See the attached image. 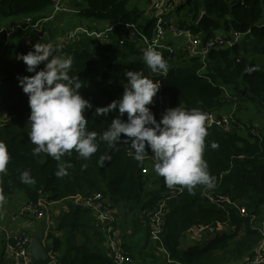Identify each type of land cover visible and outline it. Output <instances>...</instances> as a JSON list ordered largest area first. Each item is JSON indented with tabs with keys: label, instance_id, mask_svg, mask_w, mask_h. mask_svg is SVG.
<instances>
[{
	"label": "trees",
	"instance_id": "trees-1",
	"mask_svg": "<svg viewBox=\"0 0 264 264\" xmlns=\"http://www.w3.org/2000/svg\"><path fill=\"white\" fill-rule=\"evenodd\" d=\"M81 1L87 8L78 10L76 20L94 24L105 22L113 28L109 33L111 44H101L84 36L82 42L59 48L60 55L73 58L69 75L80 78V94L93 104V108L85 112L87 131L102 134L118 114L98 117L95 108L106 106L122 95L126 83L124 73L128 70L142 71L146 77L161 81V94L168 98L169 108L179 106L186 110L198 109L202 113L203 110L212 112L223 106L221 86H225L243 103H251L260 113L262 122L250 118L244 125L238 120L241 132L232 133L216 125L206 127L208 136L203 158L210 176L215 178L214 186L197 185L192 192L180 185L167 187L164 178L158 176L150 164L151 153L138 162L128 154V146L123 143L115 148L100 143L98 151L88 160L79 158L74 150L60 161L43 152L34 156L35 145L28 138L31 130L27 123L28 98L18 87L17 80L18 76L32 74L25 71L26 66L16 60V55L31 50L29 41L47 44L51 37L54 39L53 36L61 35L69 28L59 32L58 28L51 29L49 24L42 22L38 27L16 32L8 44H4L5 38L0 35V80L6 92L4 104L10 112L7 124L0 126V142L6 144L9 154L6 174H0V197L5 200L25 197L38 209L42 208L43 197L67 205L56 227L58 233L69 231L65 244L53 233L48 239H52L48 248L59 255L58 264H115L104 251V225L75 202L80 198L83 202L95 201L97 195L103 198L102 206L120 213L117 218L114 216L110 225L115 230L116 222H123L126 216L131 217L136 227L139 213L152 212L160 199L172 197L167 202L170 212L165 218L161 244L170 253L172 264H236L252 260L263 240L256 224L261 207L250 193L264 196V0H235L229 4L225 0H205L207 6L196 7L191 14L196 22L204 10L205 21L201 26L192 24L188 27L195 33L204 32L208 39L218 30L229 32L232 29L244 34L245 39L230 48L211 50L205 62L197 57L184 61L179 56V62L168 64L169 71L165 76L151 72L138 48L129 42L121 46L117 41L118 27L114 28L118 23L135 25L151 38L156 28L155 19L141 25L139 20L143 12L136 7L130 9V0ZM53 3V0H0V18L4 22L21 21L30 16L36 24L56 16L54 11L49 14ZM80 27L94 31L85 25L76 28ZM130 55H134L135 60L130 59ZM127 60L131 63H124ZM254 67L256 71L247 72ZM159 102L154 97L151 106L157 120L162 115ZM255 122L259 123V129L258 126L254 128ZM212 141L219 144L217 149L210 147ZM101 156L106 157L102 165L98 162ZM59 164L72 165L67 169L68 175H55ZM26 170L35 179L34 184L21 182L20 174ZM217 195L228 197L233 205L220 207L207 198ZM240 208L246 209V216L241 215ZM199 226L217 232L221 227H230L231 231L215 233L208 241L187 242L189 231ZM25 235L29 236L28 233ZM4 249L0 264H15L13 256H8L5 244ZM137 253L130 255L132 263L137 259Z\"/></svg>",
	"mask_w": 264,
	"mask_h": 264
},
{
	"label": "clouds",
	"instance_id": "clouds-1",
	"mask_svg": "<svg viewBox=\"0 0 264 264\" xmlns=\"http://www.w3.org/2000/svg\"><path fill=\"white\" fill-rule=\"evenodd\" d=\"M28 43L31 50L18 53L16 60L22 61L25 71L32 75L18 76L17 80L28 98L27 123L31 129L28 138L35 145L34 156L43 152L60 161L74 150L79 158L88 160L98 151L100 143L109 148L123 143L128 146V154L138 162L150 152L154 172L164 178L169 188L180 185L192 192L197 185L214 186L215 178L210 176L203 158L208 130L206 117L200 110L170 107L157 120L151 106L162 87L161 81L146 77L142 71L128 70L124 73L126 83L122 95L106 106L95 108L98 117L118 114L102 134L87 131L85 112L93 104L80 94V78L69 75L73 58L60 55L59 47L52 43ZM143 60L152 73L166 75L169 71V63L152 46L144 50ZM256 70L249 68L247 72ZM9 117L8 111L3 120L7 123ZM210 147L217 149L219 144L212 141ZM105 158L101 156L98 162L102 165ZM8 161L7 146L0 142V174H6ZM71 166L59 164L55 175H68L67 169ZM20 179L25 184L36 182L27 170L20 174Z\"/></svg>",
	"mask_w": 264,
	"mask_h": 264
},
{
	"label": "crops",
	"instance_id": "crops-1",
	"mask_svg": "<svg viewBox=\"0 0 264 264\" xmlns=\"http://www.w3.org/2000/svg\"><path fill=\"white\" fill-rule=\"evenodd\" d=\"M53 1H54V3H53L54 6L51 8V11H49V14H53V11L56 8V5H55L56 0H53ZM141 1L144 3V6L142 8H140L139 5H135V7L139 8L143 12V17L139 20L140 24L146 25L149 21L154 20L153 11L151 10L153 0H141ZM190 1L191 2H189L188 0H176L177 3L175 5V7H173V9H171L170 11H167L165 14H163V21H165L168 25H172V26L175 25V27H181V28H190L188 26L192 25V24H196L197 26H201L203 24V22L205 21L204 19H206V17H207L204 10L200 13L199 18L197 19L198 21H196V22L192 19L191 15L185 16V12L181 14V12H182V10H184L185 6H191V4L194 3L193 0H190ZM59 3L61 5H63L64 7H66L67 9H69L70 12H68V13H66V12L60 13L58 11L56 13L54 12V14H56V16L53 19H51V18L43 19L39 23V24H41L42 22H46L47 24L50 25L51 29H53L55 27L52 23H55V22L57 23L61 18H63L62 17L63 15L65 17L68 16L67 18L69 20V22H68L69 28L67 30H65V32H63L61 35L53 36L54 39H52V37L50 36L51 37L50 40L53 43H57V41L67 31H69L73 28H76L80 25H85V26L91 27L96 32L110 28V25L108 23H105V22L94 24V23H89L86 21L76 20L75 16L77 15V13H79L78 10L87 8V6L85 4H83L81 0H59ZM135 7L132 9H135ZM15 22H17V20H9V21H5V23L3 25L8 26L9 24L15 23ZM262 23L264 25V20ZM56 28H57V26H56ZM191 31H192V34L194 36V39L199 40V42L196 45H204L205 42L208 41L207 35H205L204 32L195 33L193 31V29H191ZM228 33L229 32H227L225 30H218L215 32V34H217L218 36L223 37V38H227V39L229 36ZM91 39H93V38H91ZM163 39H164V43L167 46L175 49L174 55H175V58L178 62L180 61V58H178L179 56H181V58H183L184 61L189 59L190 53L187 51V48L190 45H192L193 42H191L190 39H188L185 35L177 36V35H175L174 32H170L168 29H166ZM93 40H95V39H93ZM82 41H83V39L81 40V42ZM136 48H138L140 51H142L144 53L143 47H136ZM119 56L120 55H118L116 58H118ZM134 57H135L134 55L129 56V58L132 60H135ZM140 57H142V56H140ZM3 86H4V83L0 80V126L7 124L3 120V118H5V117H4L2 108H5V111H7V112L9 111L7 105L4 104V102L6 101V99H5V93L6 92H5V87H3ZM221 90H222V94H223L222 98H221V101L223 102V106L220 107L219 109L213 110L212 112H206L204 110L203 113L205 114V117H207L208 114H212V115L216 116L217 118L227 117L229 119H234L237 121L240 120L242 123L247 122L248 117L245 116L244 111H243V110H245V108H244L245 105L243 104L241 99L238 98L236 96V94H234L232 91H230V89L226 88L225 86H221ZM160 96H162L161 90L159 91V93L157 94L156 97H160ZM182 109H185V108H182ZM257 123H255V125H256L255 128H257V126H258ZM243 124L246 125L245 123H243ZM205 126L209 127V125H207V124H205ZM236 131L241 132V129H238ZM236 131H232V132H236ZM228 133H230V132H228ZM150 164L153 165V159H151V158H150ZM171 198L172 197H169L167 202ZM207 198H208V196H207ZM41 199H42V202L40 203V206L43 207V205H45L44 208H41V209H43L42 210V212H44L43 214H39V211H41V209H38V206H35L34 204H30V200H27L25 197H15V198L9 199V200L2 199V200H0L3 202V204H2L3 207L2 208L0 207V219L4 220V226L7 229H9V230L12 229L17 233H22V234L28 233L29 236L32 238V240L35 236H40L42 238V240L44 241L46 239V237H48L49 235H51L53 233L54 235H59V238H61L64 241L63 243L65 244L66 238L69 234V231H67L66 234L63 232H60V231L58 233L56 227L58 226L59 218L66 211L65 208H67V205H64L65 204L64 202L49 201L46 197H43ZM80 200H82V198H80ZM208 200H209V198H208ZM81 202H82V204H81ZM85 202L86 201H84V202L80 201L79 204L81 206H83V208L92 210L90 207H87L84 205ZM166 206H167V203H166ZM169 212H170V210H167L166 215L169 214ZM94 213L95 214L93 216L99 221L95 211H94ZM148 213L149 212L139 213V216H138L139 224L136 227L133 225L132 221L130 220L131 217H128V216H126V218L123 216L124 217L123 222H120V221L118 223L116 222V228H117L116 231L118 232V238L120 240V246H121L120 248L128 256H130L131 254H134V252H136V251L139 252V253H137V259L134 261V263H132L133 258L130 256L132 259V262L130 264H172V263H169L167 261L166 256L159 251V249H160L159 245H157V242L153 241L152 237L150 236V232H149L150 227H149V222H148V217H147ZM263 213H264V210H263L262 214ZM262 214L259 213V215H257L256 224H257V228H259V230L263 234V240H262V243L259 246V248L256 250V252L259 250H264V217L262 216ZM119 215H120V213L115 211L114 216H116V218H117ZM166 215H165V218H166ZM99 223H100V221H99ZM164 226H165V222H164ZM194 230H196V229L189 231L190 232V233H188L189 237L194 238L196 240L197 239L202 240V241H208V240L213 239L216 235L215 233L230 232L231 231L230 229H227L225 227L219 228L218 232L215 231L214 229L206 230L203 233L202 237L199 238L196 235ZM102 234L105 236L104 245H103L105 247L104 251L107 253V255H109L113 259V262H115L114 257H113V250L109 244L110 233L107 229L104 228ZM3 236H4L3 233L0 232V239H2L4 241ZM144 237L147 239V243L152 245V248H153L152 251L149 250V248L147 251V247L145 246V244L143 242ZM189 237L186 240L187 242L188 241H190V242L194 241V240H191V238H189ZM132 239H134V240H132ZM51 241H52V239L48 240V244H47V240H45L47 245H49V243ZM155 246H157L156 250H155ZM45 247L47 248L46 245H45ZM49 250H51V249H49ZM53 254L56 255V253L54 251H53ZM147 255H148V257H147ZM8 256L11 258V255L9 254V252H8ZM146 257H147V259H146ZM236 264H248V261L244 260V261H241L240 263H236Z\"/></svg>",
	"mask_w": 264,
	"mask_h": 264
},
{
	"label": "built area",
	"instance_id": "built-area-1",
	"mask_svg": "<svg viewBox=\"0 0 264 264\" xmlns=\"http://www.w3.org/2000/svg\"><path fill=\"white\" fill-rule=\"evenodd\" d=\"M235 0H225L226 3H231ZM152 7L151 10L153 11V18L156 21V28L153 33V36L151 38H147L144 33L139 29L138 26L135 25H123L121 23H118L117 26L114 28L116 29L118 27L119 37L117 41H119L121 46H125L127 42H129L134 47H143V51L147 49L149 46H152L156 51H159L163 58L167 61V63H173L175 61V49L167 46L164 43V35L166 29H168L170 32H174L175 35L181 36L185 35L188 39H190L192 45H190L187 48V51L190 53L189 58L198 57L201 59L202 62H205L207 60L208 54L213 49H223V48H230L237 44H240L244 39L245 35L239 32H236L234 30L229 31V36L227 38H223L218 36L217 34L215 36H212L210 39H208L207 42H205L204 45H196L199 40L194 39V36L192 34V31L188 28H181V27H175V25H168L165 21H163V14H165L167 11H170L175 7L176 0H153L152 1ZM56 8L54 12H70L69 9L64 7L59 3V0H56ZM40 22H37L34 24L33 19L30 16L24 17L23 20L17 21L15 23H11L10 26L1 27L0 26V35L4 36L5 42L4 44H8L11 37L18 31L24 32L25 30L29 29L30 27H38ZM113 30L112 27L108 28L105 31H90L86 27H80L76 28L71 31H67L58 41L57 43L49 41V43H52L54 47H59L60 49L65 48L67 44L71 43H79L83 37H90L97 41H100L101 44H111L112 41L110 39L109 33ZM162 75V74H161ZM165 76V75H162ZM160 107H161V114L164 113V111L169 108L168 106V99L165 96L157 97ZM4 117L6 118L8 115V112L5 111V108H2ZM205 124L210 126L216 125L220 128H222L224 131L232 132L236 131L238 129H241L239 126L237 120L229 119L227 117L217 118L216 116L212 114H208L205 120ZM256 127V125H255ZM254 127V128H255ZM146 173L147 171L144 170ZM209 200L217 204L218 206L222 207V205L227 204L228 206L233 205L231 202V199H229L226 196L223 195H217L215 197L208 196ZM169 198H162L159 200V203L156 207V209L152 212H149L147 214L149 227H150V236L152 237L153 241L157 242V245H159L160 249L159 251L164 254L167 258V261L169 263H172L170 259V253L165 249V247L162 244L163 237L165 234V215L167 210H169L166 206L167 200ZM103 198L101 195H97L95 197V201L87 200L85 202V206L90 207L92 210H94L97 214V217L100 221V224L104 228L107 229L110 233L109 236V244L110 247H112L113 250V257L115 260V264H130L132 262V259L130 256H128L120 247V240L118 238V232L114 230L110 225L112 221L114 220L115 211L113 209H110L108 207H104L101 204V201ZM76 203L79 204L80 199L75 200ZM45 205H43L42 208H44ZM47 212V211H46ZM44 212L39 211V214H43ZM240 213L242 216L247 215V211L245 208H240ZM227 229H230V227H226ZM211 230V229H208ZM196 235L201 238L203 233L206 231L205 228L199 226L194 230ZM50 235L46 237L45 240L48 239ZM193 240H196L192 238ZM13 240V243L11 242ZM43 241L44 246H48ZM198 240V239H197ZM196 240V241H197ZM7 249L8 252L13 258L15 259V264H33L32 257H31V243L32 238L30 236L26 235H17V234H7ZM46 248V247H45ZM50 249V248H49ZM50 256L52 258V262L50 264H58L57 256L58 254H53V251L50 250ZM250 264H264V250H259L256 255H254V258L250 260Z\"/></svg>",
	"mask_w": 264,
	"mask_h": 264
},
{
	"label": "rangeland",
	"instance_id": "rangeland-1",
	"mask_svg": "<svg viewBox=\"0 0 264 264\" xmlns=\"http://www.w3.org/2000/svg\"><path fill=\"white\" fill-rule=\"evenodd\" d=\"M193 1H194V3H192L191 6H185L184 7V10H182L181 14L185 12V16H189V15H191V13H193L196 10V7L202 9V8H205L207 6L206 1H204V0H193ZM135 5H139V7L142 8L144 6V3L141 0H130L129 8L132 9V8L135 7ZM62 17L63 18H61L57 23L56 22L55 23H52L55 28L57 26V28L59 29V32H60L61 29L64 30L65 28H67L69 26V23H68L69 20L67 18L68 16L65 17L63 15ZM263 18H264V16H263ZM4 23L5 22L2 20V18H0V26L1 27H5L3 25ZM62 32H65V31H62ZM260 60H261V57L258 58V61H260ZM124 63L129 64V63H131V61L130 60H127ZM243 104L246 107V110H243L244 111V114H245V116L248 117L247 122H243V123H245V124L246 123H249L250 122V118L256 119V120L259 119L262 122V117H261L260 113L256 111V109L254 108V106L251 103L246 102V103H243ZM255 123H257V122H255ZM257 124H258V129H259L260 125H259V123H257ZM250 194H251V196H253V198H254L255 202L257 203V205L259 206V208L261 207V211L263 212V210H264V203L262 204V202H264V196H258V195H256L253 192L250 193ZM2 204H3V202L0 201V207L1 208L3 207ZM261 204H262V206H261ZM242 207H245V206H242ZM259 208H258V210H259ZM86 210H87V213L89 215H91V214L94 215L95 214L93 210H89V209H86ZM262 212H261V214H262ZM262 216L264 217V213L262 214ZM0 232L3 233V235H4L3 237H4V241H5V243H4V241L2 239H0V257H1L2 253L5 250L4 249V244H5L6 249H7V243H8V241H7V234L12 233L14 235L15 234H17V235H25V234H22V233H17V232H15L12 229H10V230L7 229L4 226V220L3 219H0ZM132 240H134V239H132ZM143 242H144L145 246L147 247V251H148V248H149V250L152 251V249H153L152 248V245H150L149 243H147V239L145 237L143 239ZM155 250H156V246H155ZM257 252L255 253V255L257 254ZM147 257H148V255H147ZM147 257H146V259H147ZM246 261H248V264L251 263L250 260H246Z\"/></svg>",
	"mask_w": 264,
	"mask_h": 264
},
{
	"label": "water",
	"instance_id": "water-1",
	"mask_svg": "<svg viewBox=\"0 0 264 264\" xmlns=\"http://www.w3.org/2000/svg\"><path fill=\"white\" fill-rule=\"evenodd\" d=\"M30 249L33 264H50L52 262V258L49 254L50 250L49 248H45L40 236H35L33 238Z\"/></svg>",
	"mask_w": 264,
	"mask_h": 264
}]
</instances>
